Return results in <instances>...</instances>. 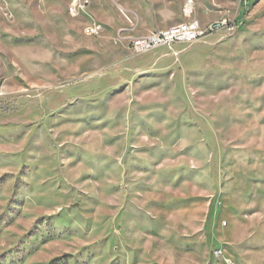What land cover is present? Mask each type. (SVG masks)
<instances>
[{
    "label": "rangeland",
    "instance_id": "obj_1",
    "mask_svg": "<svg viewBox=\"0 0 264 264\" xmlns=\"http://www.w3.org/2000/svg\"><path fill=\"white\" fill-rule=\"evenodd\" d=\"M186 1L0 0V264H264V0Z\"/></svg>",
    "mask_w": 264,
    "mask_h": 264
},
{
    "label": "built area",
    "instance_id": "obj_2",
    "mask_svg": "<svg viewBox=\"0 0 264 264\" xmlns=\"http://www.w3.org/2000/svg\"><path fill=\"white\" fill-rule=\"evenodd\" d=\"M193 4L194 0L186 1L183 11L185 16L191 17L194 14ZM90 7L91 0H71L68 12L75 18L84 17ZM104 31L105 26L103 24L92 21L85 28L84 33L86 36L98 37ZM206 33L207 30L202 28L199 21L192 20L191 22L154 32L148 36L134 38L131 42V50L136 55H142L160 48L173 49L178 44L192 43L203 37Z\"/></svg>",
    "mask_w": 264,
    "mask_h": 264
},
{
    "label": "crops",
    "instance_id": "obj_3",
    "mask_svg": "<svg viewBox=\"0 0 264 264\" xmlns=\"http://www.w3.org/2000/svg\"><path fill=\"white\" fill-rule=\"evenodd\" d=\"M126 14H127V13H125V12L123 13V15H124L125 17H126Z\"/></svg>",
    "mask_w": 264,
    "mask_h": 264
},
{
    "label": "bare ground",
    "instance_id": "obj_4",
    "mask_svg": "<svg viewBox=\"0 0 264 264\" xmlns=\"http://www.w3.org/2000/svg\"><path fill=\"white\" fill-rule=\"evenodd\" d=\"M190 8V7H189Z\"/></svg>",
    "mask_w": 264,
    "mask_h": 264
}]
</instances>
